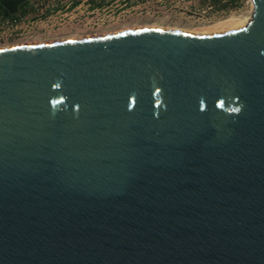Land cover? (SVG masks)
Returning <instances> with one entry per match:
<instances>
[{"label":"water","instance_id":"95a60500","mask_svg":"<svg viewBox=\"0 0 264 264\" xmlns=\"http://www.w3.org/2000/svg\"><path fill=\"white\" fill-rule=\"evenodd\" d=\"M246 25L0 49V264H264V0Z\"/></svg>","mask_w":264,"mask_h":264},{"label":"rangeland","instance_id":"374dc122","mask_svg":"<svg viewBox=\"0 0 264 264\" xmlns=\"http://www.w3.org/2000/svg\"><path fill=\"white\" fill-rule=\"evenodd\" d=\"M222 4H228V7L222 8ZM220 12H209L207 16H210V21H202L201 12L198 11L199 8L204 9L207 7V4L201 3L197 7H192V11H184L176 6H171V4H166L165 6L160 7L162 11L161 16L157 18H143L136 19L134 21H129L120 25H112L107 27H101L97 30H89L82 35H69L61 32H53L50 34H42L38 32H33L31 34L26 35H15L12 38H8L6 40L0 41V48L6 46H12L24 42H32V41H55V40H64L71 39V37L81 36V37H93L92 35H96L103 32H114L119 30H125V28L132 29L133 27H142V26H161L165 28H175L178 30H203L213 28L215 26L227 23L234 19L246 20L247 22L252 17V12L254 10V4L252 0H219ZM30 8H32L30 6ZM28 7V3L24 4L22 7L18 8H7L0 10V14L3 15V19H0V30L8 29L11 30L9 25H7V20L15 22L16 24L20 23L25 19H29L28 15L31 16L32 13H37L36 9H30ZM221 10H223L221 12ZM7 11L10 14H7ZM195 11V12H193ZM25 13H28L25 16ZM200 13V14H199ZM212 15V17H211ZM170 26V27H168ZM19 27V26H18ZM17 27V28H18ZM13 29V31H17L18 29ZM203 28V29H202ZM128 30V29H126ZM93 33V34H92Z\"/></svg>","mask_w":264,"mask_h":264},{"label":"flooded vegetation","instance_id":"af4514ba","mask_svg":"<svg viewBox=\"0 0 264 264\" xmlns=\"http://www.w3.org/2000/svg\"><path fill=\"white\" fill-rule=\"evenodd\" d=\"M82 1L73 0L72 4L61 10V12L59 10H43L41 14L32 13L31 16L28 15V18L33 20V24H20L15 32L0 30V41L12 38L15 35H26L33 32L50 34L58 31L69 35H82V33L89 30L120 25L136 19L157 18L162 14L160 8H157L158 10L140 9L139 3L145 0H87L86 12L80 9ZM97 11L112 12L114 16L106 19H94L92 16ZM7 14H10V12L7 11ZM27 14L25 13V16ZM84 17H88V19H84Z\"/></svg>","mask_w":264,"mask_h":264},{"label":"built area","instance_id":"2783aa9c","mask_svg":"<svg viewBox=\"0 0 264 264\" xmlns=\"http://www.w3.org/2000/svg\"><path fill=\"white\" fill-rule=\"evenodd\" d=\"M73 0H28V7L30 6L32 8L30 9H36L38 14L43 13V10H63L64 8L69 7L72 4ZM203 0H145L142 3H139L140 9H151V10H158L157 8H160L162 6H165L166 4H171V6H176L180 8L181 10L184 9V11H192V7H197L199 4L202 3ZM88 3L87 0H83L80 9L84 12L87 11ZM220 8L218 5L211 2V0L208 1L207 7L204 9L199 8L198 11H200L202 14L199 18H201L202 21H210V16L208 17L207 14L209 12H220ZM223 10H221L222 12ZM195 12V11H193ZM200 14V13H199ZM87 16V15H86ZM114 16L112 12L107 11H97L93 14L92 17L100 18V19H106L107 17ZM212 17V15H211ZM3 15H0V19H3ZM41 18V17H40ZM84 19H88V17H84ZM20 24L25 25H31L33 24V20L25 19L21 21L20 23L16 24L15 22L7 20V25L11 28V30L4 29L6 31H13V29H16ZM15 32V31H14Z\"/></svg>","mask_w":264,"mask_h":264},{"label":"bare ground","instance_id":"6f19581e","mask_svg":"<svg viewBox=\"0 0 264 264\" xmlns=\"http://www.w3.org/2000/svg\"><path fill=\"white\" fill-rule=\"evenodd\" d=\"M247 21L246 20H241V19H234V20H231L227 23H224V24H221V25H218V26H215L213 28H209V29H203V30H183V31H188V32H195V33H201V32H210V31H215V30H220V29H224V28H229L231 26H237V25H246ZM145 27H149V28H161V29H175V28H165V27H161V26H157V25H153V26H142V27H133L132 29H129V28H125V30H119V31H114V32H103V33H99V34H96V35H92L93 38L94 37H100V36H105V35H111V34H116V33H120V32H124V31H129V30H133V29H141V28H145ZM170 27V26H168ZM128 29V30H126ZM178 30V29H176ZM86 38H91L90 36H84V37H81V36H75V37H71V39H86ZM71 39H67V40H71ZM66 40V39H64ZM55 41H60V40H55ZM47 42H54L52 40L50 41H32V42H24V43H20V44H16V45H12V46H17V45H23V44H31V43H47ZM12 46H6V47H1L0 49L2 48H8V47H12Z\"/></svg>","mask_w":264,"mask_h":264},{"label":"crops","instance_id":"0c3cea01","mask_svg":"<svg viewBox=\"0 0 264 264\" xmlns=\"http://www.w3.org/2000/svg\"><path fill=\"white\" fill-rule=\"evenodd\" d=\"M209 0H203L202 3L207 4ZM216 6L219 5V0H211ZM27 0H0V10L7 8H18L24 6Z\"/></svg>","mask_w":264,"mask_h":264},{"label":"trees","instance_id":"16d2710c","mask_svg":"<svg viewBox=\"0 0 264 264\" xmlns=\"http://www.w3.org/2000/svg\"><path fill=\"white\" fill-rule=\"evenodd\" d=\"M216 1H217V0H216ZM221 7H222V8H226V7H228V4H222Z\"/></svg>","mask_w":264,"mask_h":264}]
</instances>
